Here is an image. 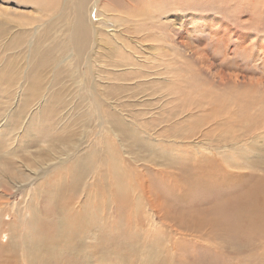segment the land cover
I'll use <instances>...</instances> for the list:
<instances>
[{
	"label": "rangeland",
	"instance_id": "rangeland-1",
	"mask_svg": "<svg viewBox=\"0 0 264 264\" xmlns=\"http://www.w3.org/2000/svg\"><path fill=\"white\" fill-rule=\"evenodd\" d=\"M96 5L79 46L71 0H0L1 242L19 264H46L31 255L40 226L60 228L78 264H264L259 238L182 218L204 189L200 158L243 176L235 189L264 177V0ZM75 154L90 156L87 188L59 172Z\"/></svg>",
	"mask_w": 264,
	"mask_h": 264
},
{
	"label": "bare ground",
	"instance_id": "bare-ground-1",
	"mask_svg": "<svg viewBox=\"0 0 264 264\" xmlns=\"http://www.w3.org/2000/svg\"><path fill=\"white\" fill-rule=\"evenodd\" d=\"M31 1V0H30ZM52 0H50L51 2ZM92 0H71V2L74 3L75 10L77 14L76 21L74 20V32L72 33L71 38L74 37L76 34V31L78 29L79 32L82 33L81 39L78 40V45L82 46L87 39V29L85 25L84 15H85V7L86 5ZM94 4L96 5L100 0H93ZM112 1V0H111ZM129 1V0H128ZM49 2V1H48ZM67 2V1H65ZM123 2V1H122ZM127 2V1H126ZM40 3V2H39ZM134 3V2H133ZM132 3V4H133ZM37 4V2H36ZM43 4V3H42ZM63 4V3H62ZM70 4V3H69ZM110 4V3H109ZM126 4V3H125ZM129 4V2H128ZM140 4V3H139ZM47 5V4H46ZM123 5V4H122ZM130 5V4H129ZM143 5V2L142 4ZM48 6V5H47ZM73 6V5H72ZM97 6V5H96ZM95 6V7H96ZM126 6V5H124ZM132 6V5H131ZM129 6V7H131ZM138 7V6H137ZM142 7V6H140ZM55 8V7H54ZM101 8V6H100ZM127 8V7H126ZM139 9V8H138ZM39 10V9H38ZM64 10V9H63ZM62 10V11H63ZM88 10V9H87ZM114 10V9H113ZM135 10V9H134ZM59 11V10H58ZM57 11V12H58ZM124 11V10H123ZM40 12V11H39ZM120 12V11H119ZM125 12V11H124ZM16 13V11H14ZM24 13V12H23ZM43 13V11H42ZM73 13V14H74ZM123 14V13H122ZM39 15V14H38ZM44 15V14H43ZM118 15V14H117ZM116 15V16H117ZM7 17V16H6ZM17 17V16H16ZM15 17V18H16ZM41 17V16H40ZM39 17V18H40ZM60 17V16H59ZM101 17H103L101 15ZM113 18V16H111ZM123 17V16H118ZM8 18V17H7ZM42 18V17H41ZM46 18V17H45ZM48 18V16H47ZM61 18V17H60ZM93 18V17H92ZM124 18V17H123ZM134 18V17H133ZM62 19V18H61ZM66 19V18H65ZM19 21L18 19H16ZM39 20V19H38ZM128 20V19H127ZM8 21V20H7ZM6 21V22H7ZM22 21V20H21ZM20 21V22H21ZM37 21V20H36ZM50 21V20H49ZM59 21V20H58ZM65 21V20H64ZM67 21V20H66ZM118 21V20H117ZM23 22V21H22ZM41 22V21H40ZM121 22V21H120ZM9 23V22H7ZM16 23V22H15ZM60 23V22H59ZM119 23V22H117ZM122 23V22H121ZM129 23V22H128ZM192 23V22H191ZM23 24V23H22ZM25 24V21H24ZM32 24V23H30ZM51 24V23H50ZM70 24V22H69ZM96 24V23H95ZM9 25V24H8ZM18 26L17 24H15ZM29 23H26L25 26L27 27ZM53 25V24H52ZM68 25V24H67ZM100 25V24H96ZM123 25V24H122ZM30 26V25H29ZM92 26V25H91ZM117 26H119L117 24ZM128 26V25H127ZM15 27V26H14ZM32 27V25H31ZM47 27V26H46ZM45 27V28H46ZM60 27V26H59ZM97 26H94L96 28ZM101 27V26H100ZM227 28L226 26H224ZM19 28V27H17ZM16 28V30H17ZM39 26H37L34 30H38ZM67 28V27H66ZM115 28V27H114ZM113 28V29H114ZM224 28V29H225ZM21 29V28H19ZM26 29V28H25ZM71 29V28H70ZM73 29V26H72ZM117 29V27H116ZM184 29V27H183ZM23 30V29H22ZM32 31V29H30ZM33 30V31H34ZM41 30V29H39ZM128 29H126L127 31ZM4 31V30H3ZM8 31V29H7ZM18 31V30H17ZM24 31V30H23ZM44 31V30H43ZM56 32H59L55 30ZM73 31V30H72ZM125 31V32H126ZM227 31V30H225ZM231 31V30H230ZM22 32V31H21ZM49 32V31H48ZM55 32V33H56ZM61 32V31H60ZM63 32V31H62ZM124 32V31H123ZM27 33V32H26ZM38 33V32H37ZM68 33V30L67 32ZM70 33V31H69ZM108 33V32H107ZM227 33V32H226ZM230 33V32H229ZM10 34V33H9ZM61 34V33H60ZM11 36V35H9ZM34 36V35H33ZM193 36V35H192ZM64 37V36H63ZM118 36H111L109 38L110 43L116 42L115 38ZM226 37V36H225ZM39 38V37H38ZM37 38V39H38ZM68 38V37H67ZM198 38V37H197ZM230 38V37H229ZM10 39V38H9ZM46 39V38H45ZM178 39V38H177ZM182 39V38H180ZM19 40V38H18ZM39 40V39H38ZM42 40V39H41ZM186 40V39H185ZM182 39V41H185ZM54 41V40H53ZM181 41V42H182ZM28 42V41H26ZM47 42V41H46ZM176 42V41H175ZM187 42V41H185ZM5 43V41H4ZM17 43V42H16ZM30 43V42H29ZM33 44V42H31ZM35 43V42H34ZM42 43V42H41ZM60 43V41L58 42ZM12 44V43H9ZM45 44V43H44ZM61 44V43H60ZM64 44V43H62ZM68 44V43H67ZM93 44V43H92ZM99 44V43H98ZM179 44V43H178ZM177 44V45H178ZM183 44V43H182ZM180 43V45H182ZM191 45V43H189ZM193 44V43H192ZM14 45V44H13ZM19 45V44H18ZM26 45V44H25ZM21 46V45H19ZM27 46V45H26ZM95 46V45H94ZM185 47V45L183 44ZM17 47V45H15ZM31 47V46H30ZM33 47V46H32ZM36 47V46H34ZM50 47V46H49ZM97 47H99L97 45ZM156 47V46H154ZM21 48V47H20ZM182 48V47H181ZM194 48V46H193ZM14 49V47H13ZM12 49V50H13ZM26 49V48H25ZM32 50V48H30ZM93 49V48H92ZM117 49V48H116ZM116 49L114 51H116ZM29 49H27L28 51ZM185 51V49L183 48ZM196 50V49H195ZM35 50L33 49L32 52ZM113 51V52H114ZM30 52V51H29ZM118 52V51H117ZM186 52V51H185ZM198 52V51H197ZM16 53V52H15ZM36 53V51L34 52ZM38 53V52H37ZM40 53V50H39ZM120 53V52H119ZM182 53V52H180ZM187 53V52H186ZM107 57L108 54L104 53ZM22 56L24 55L21 54ZM40 55V54H39ZM97 55V53H96ZM100 55V54H99ZM111 55V54H110ZM121 55V54H120ZM36 56V55H35ZM113 56V54H112ZM179 56V55H178ZM186 56V55H184ZM189 56V55H188ZM15 57V56H14ZM26 57V56H25ZM37 57V56H36ZM117 57V56H116ZM182 57V55H181ZM180 57V59H181ZM113 59V57H111ZM178 58V57H177ZM183 58V57H182ZM191 58V57H190ZM193 58V57H192ZM191 60L193 61V59ZM11 59V57L9 58ZM42 59V57H41ZM14 60V58H13ZM29 60V59H28ZM118 60H120L118 58ZM117 60V61H118ZM122 60V59H121ZM30 61V60H29ZM35 61V60H34ZM89 61V60H88ZM181 61V60H180ZM186 61V59H184ZM36 62V61H35ZM194 62V61H193ZM197 62V61H196ZM33 63V62H32ZM32 63H30L32 65ZM49 63V62H48ZM92 63V62H91ZM186 63V62H185ZM201 63V62H200ZM9 64V63H8ZM12 65V64H11ZM10 65V66H11ZM15 65V64H14ZM69 65V64H68ZM71 65V64H70ZM94 65V64H93ZM118 65V64H117ZM27 67V65L25 64ZM95 66V65H94ZM112 66V65H111ZM195 66V65H194ZM14 67V66H13ZM41 68V67H40ZM111 68V67H110ZM172 68V65H171ZM175 68V65H174ZM22 69V68H21ZM195 69V68H194ZM175 70V69H174ZM34 72V71H33ZM97 73V72H96ZM208 73V72H207ZM27 76V75H26ZM97 76V75H96ZM101 76V75H100ZM177 77V76H176ZM38 79V78H37ZM9 82V81H8ZM19 85V84H18ZM40 88V87H39ZM38 88V89H39ZM95 95V94H94ZM96 97V96H94ZM103 99V98H102ZM57 101V100H56ZM95 101V100H94ZM93 101V102H94ZM97 101V100H96ZM64 103V102H63ZM98 108V107H97ZM99 110V109H98ZM105 112V111H104ZM136 113V112H135ZM104 115V114H103ZM135 115V114H134ZM138 115V114H136ZM104 119V118H103ZM100 121V120H99ZM103 121V120H102ZM106 122V121H105ZM105 122L103 123L105 125ZM107 123V122H106ZM112 124L115 122H111ZM143 123V122H142ZM151 124V122H150ZM64 127V126H63ZM62 127V128H63ZM102 127V126H101ZM61 128V129H62ZM107 129V128H106ZM146 129V128H145ZM108 131V130H107ZM115 132V131H113ZM117 136V134L114 133V136ZM151 135V134H150ZM156 139V138H155ZM54 144V142H53ZM63 144V143H62ZM51 145V144H50ZM54 147V146H53ZM163 154V153H162ZM213 158V157H212ZM202 161L205 162V171H206V178L204 181V189H201L198 185H196V191L194 195L188 199L187 205L191 210L186 212L182 218L188 221H198V223L202 224L209 219L217 220L221 224L224 225L225 230L232 236H236L235 234L241 233L243 234V237L245 238H259L262 242L264 241V177H260L256 180V182L252 185H248L247 187H243L240 189H235V185L239 180H242L244 177L237 174H233L229 172L227 169L218 168L215 163H212V161H208L205 159V157L200 158ZM71 164L68 162L63 163L61 165V170L59 172H68L72 174L76 182L80 185V188H87V177L90 171V165H91V159L90 156H86L85 154L81 156H77L76 154L71 157ZM212 160H218L216 158H213ZM63 161V160H62ZM93 162V161H92ZM231 174V176L229 174ZM83 185V186H82ZM77 194L79 190H76ZM76 193H72V197H77ZM58 195V192L55 189H51L47 187V196H46V205H50L51 202L55 196ZM206 202H211L209 206H204ZM116 206L120 205L121 202H116ZM92 208V212L97 211L98 208L96 205H90ZM194 210V211H193ZM52 209L46 211L45 213H50ZM200 218V219H197ZM2 222H5L4 218H1ZM39 229L46 233V235H37L39 240L44 241L45 245L41 250V253L39 255L31 254L35 257H43L46 264L50 263L52 260L59 257L61 261L64 264H67L68 262H71L72 264H78L79 263V257L74 255L72 253V249L70 247H67L66 245H61V241L65 242L67 241L68 236L63 234L60 230V228H56L55 230H50V228L45 226H40ZM224 228L220 230L221 232L225 231ZM6 236V232L4 230L0 229V261H9L13 260L12 264H19V261H16L18 258V252L17 250L11 245V243L7 246L4 243L1 242V238H3V234ZM8 239V238H7ZM6 239V240H7ZM7 243V241H6ZM54 243H58L60 246L59 250L54 253H50L49 248ZM36 248V247H34ZM4 264H8V262H5Z\"/></svg>",
	"mask_w": 264,
	"mask_h": 264
}]
</instances>
